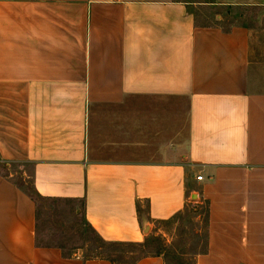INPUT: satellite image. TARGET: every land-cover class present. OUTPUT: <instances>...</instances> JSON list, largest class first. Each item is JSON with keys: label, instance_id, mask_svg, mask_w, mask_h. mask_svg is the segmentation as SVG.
Segmentation results:
<instances>
[{"label": "crops", "instance_id": "crops-1", "mask_svg": "<svg viewBox=\"0 0 264 264\" xmlns=\"http://www.w3.org/2000/svg\"><path fill=\"white\" fill-rule=\"evenodd\" d=\"M196 6L0 0V264H116L39 244L37 198L79 203L105 243L142 244L194 196L208 207L197 264H264L251 29L200 24Z\"/></svg>", "mask_w": 264, "mask_h": 264}, {"label": "rangeland", "instance_id": "rangeland-1", "mask_svg": "<svg viewBox=\"0 0 264 264\" xmlns=\"http://www.w3.org/2000/svg\"><path fill=\"white\" fill-rule=\"evenodd\" d=\"M197 4L200 24L244 23L251 29L252 76L264 83V0H180ZM261 79V80H260ZM262 83V84H261ZM1 167V166H0ZM17 169V168H16ZM9 174V170L5 171ZM12 178L26 189L28 179L15 173ZM37 241L55 245L65 253L86 257H107L116 264H132L142 256L160 254L166 264H197L207 248V203L189 199L185 209L167 222L146 229L142 244H114L99 240L84 221L79 203L37 198Z\"/></svg>", "mask_w": 264, "mask_h": 264}, {"label": "built area", "instance_id": "built-area-1", "mask_svg": "<svg viewBox=\"0 0 264 264\" xmlns=\"http://www.w3.org/2000/svg\"><path fill=\"white\" fill-rule=\"evenodd\" d=\"M203 179V176L202 175H198L197 176V180L201 181Z\"/></svg>", "mask_w": 264, "mask_h": 264}, {"label": "trees", "instance_id": "trees-1", "mask_svg": "<svg viewBox=\"0 0 264 264\" xmlns=\"http://www.w3.org/2000/svg\"><path fill=\"white\" fill-rule=\"evenodd\" d=\"M36 196H38V195H35V197H36ZM99 240H101V239H99ZM101 241H102V240H101ZM102 242H103V241H102ZM114 244H116V243H114ZM137 245H139V244H137Z\"/></svg>", "mask_w": 264, "mask_h": 264}]
</instances>
